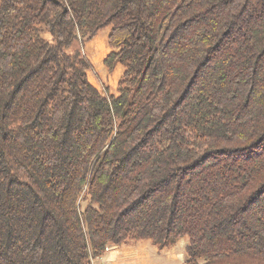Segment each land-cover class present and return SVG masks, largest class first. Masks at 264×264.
Returning a JSON list of instances; mask_svg holds the SVG:
<instances>
[{
	"label": "trees",
	"instance_id": "1",
	"mask_svg": "<svg viewBox=\"0 0 264 264\" xmlns=\"http://www.w3.org/2000/svg\"><path fill=\"white\" fill-rule=\"evenodd\" d=\"M180 240L264 264V0H0V264Z\"/></svg>",
	"mask_w": 264,
	"mask_h": 264
},
{
	"label": "rangeland",
	"instance_id": "2",
	"mask_svg": "<svg viewBox=\"0 0 264 264\" xmlns=\"http://www.w3.org/2000/svg\"><path fill=\"white\" fill-rule=\"evenodd\" d=\"M107 34L108 29H103L85 44L75 43L69 51L80 50L90 63V70L87 72L88 79L101 92L115 94L116 83L121 77L122 69L116 65L110 72L103 65V59L109 52ZM185 246V240L165 246L154 245L146 241H130L118 247L108 248L102 256L104 260L101 257L93 260L92 264H181ZM106 256H110V259H106Z\"/></svg>",
	"mask_w": 264,
	"mask_h": 264
},
{
	"label": "crops",
	"instance_id": "3",
	"mask_svg": "<svg viewBox=\"0 0 264 264\" xmlns=\"http://www.w3.org/2000/svg\"><path fill=\"white\" fill-rule=\"evenodd\" d=\"M114 253H116V252H114ZM111 254H112V253H111ZM111 254H110V256H111ZM110 256H109V257H110ZM109 257L106 256L105 258H106V259H110ZM101 259L104 260V257H102ZM96 260H97V259H96ZM106 262H107V260H106Z\"/></svg>",
	"mask_w": 264,
	"mask_h": 264
},
{
	"label": "built area",
	"instance_id": "4",
	"mask_svg": "<svg viewBox=\"0 0 264 264\" xmlns=\"http://www.w3.org/2000/svg\"><path fill=\"white\" fill-rule=\"evenodd\" d=\"M106 251H108V248L106 249Z\"/></svg>",
	"mask_w": 264,
	"mask_h": 264
}]
</instances>
